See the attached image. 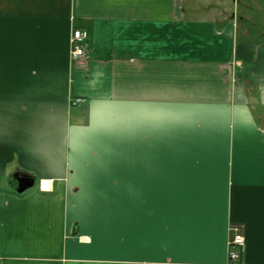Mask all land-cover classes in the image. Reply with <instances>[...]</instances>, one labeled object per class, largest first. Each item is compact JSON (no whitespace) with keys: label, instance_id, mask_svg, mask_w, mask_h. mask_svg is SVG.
I'll list each match as a JSON object with an SVG mask.
<instances>
[{"label":"crops","instance_id":"1","mask_svg":"<svg viewBox=\"0 0 264 264\" xmlns=\"http://www.w3.org/2000/svg\"><path fill=\"white\" fill-rule=\"evenodd\" d=\"M0 264H264V0H0Z\"/></svg>","mask_w":264,"mask_h":264},{"label":"built area","instance_id":"2","mask_svg":"<svg viewBox=\"0 0 264 264\" xmlns=\"http://www.w3.org/2000/svg\"><path fill=\"white\" fill-rule=\"evenodd\" d=\"M85 39L86 34L80 30H73L70 37V57L77 63L81 62L85 54ZM81 100H76L73 104L80 102ZM232 233V238L227 244V258L231 262L237 261L244 247V239L241 234V228L239 226H233L230 228Z\"/></svg>","mask_w":264,"mask_h":264},{"label":"water","instance_id":"3","mask_svg":"<svg viewBox=\"0 0 264 264\" xmlns=\"http://www.w3.org/2000/svg\"><path fill=\"white\" fill-rule=\"evenodd\" d=\"M19 181V187H18V191L21 192L23 190H25L26 188L30 187L32 185V181H28V179L26 178H21L18 179Z\"/></svg>","mask_w":264,"mask_h":264},{"label":"trees","instance_id":"4","mask_svg":"<svg viewBox=\"0 0 264 264\" xmlns=\"http://www.w3.org/2000/svg\"><path fill=\"white\" fill-rule=\"evenodd\" d=\"M21 179V178H20Z\"/></svg>","mask_w":264,"mask_h":264}]
</instances>
